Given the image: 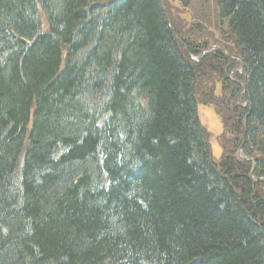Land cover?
Returning <instances> with one entry per match:
<instances>
[{
	"label": "trees",
	"instance_id": "16d2710c",
	"mask_svg": "<svg viewBox=\"0 0 264 264\" xmlns=\"http://www.w3.org/2000/svg\"><path fill=\"white\" fill-rule=\"evenodd\" d=\"M204 4L0 0V264H264V0Z\"/></svg>",
	"mask_w": 264,
	"mask_h": 264
},
{
	"label": "rangeland",
	"instance_id": "374dc122",
	"mask_svg": "<svg viewBox=\"0 0 264 264\" xmlns=\"http://www.w3.org/2000/svg\"><path fill=\"white\" fill-rule=\"evenodd\" d=\"M207 6L204 4L205 9V14L206 15H211L213 14V7H212V0H206ZM175 8H173V18L172 21L176 20L177 17H183L187 13H190L187 8L181 9V7L178 4H174ZM194 8V7H193ZM193 13L195 15L199 14L201 10L198 8V6H195V9H192ZM191 16L188 15L186 17L187 20H190ZM204 25L209 28V30L213 31V22L210 21H205ZM211 46H215L214 40L211 39ZM204 84V82H203ZM205 85V84H204ZM219 93V91H218ZM205 103L200 102L199 104V117L201 120V123L203 126H205L208 130L209 134V143L212 151V155L216 162L218 164L223 163L224 158L222 159L223 156V150H222V138H223V123L222 121L218 118V116L214 113L215 107L214 106H209V105H204ZM214 110V111H213ZM217 113V112H216ZM239 156V155H238ZM226 159V158H225Z\"/></svg>",
	"mask_w": 264,
	"mask_h": 264
},
{
	"label": "bare ground",
	"instance_id": "6f19581e",
	"mask_svg": "<svg viewBox=\"0 0 264 264\" xmlns=\"http://www.w3.org/2000/svg\"><path fill=\"white\" fill-rule=\"evenodd\" d=\"M191 34H192V35H197V30H196V29H193V30L191 31ZM207 52H208V49L205 50V51L201 54V56L205 55ZM245 103H250V102L245 101Z\"/></svg>",
	"mask_w": 264,
	"mask_h": 264
}]
</instances>
